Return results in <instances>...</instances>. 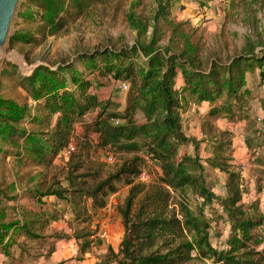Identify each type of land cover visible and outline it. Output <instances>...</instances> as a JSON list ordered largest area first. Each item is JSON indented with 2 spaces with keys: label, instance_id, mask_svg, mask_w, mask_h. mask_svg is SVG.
I'll return each instance as SVG.
<instances>
[{
  "label": "trees",
  "instance_id": "1",
  "mask_svg": "<svg viewBox=\"0 0 264 264\" xmlns=\"http://www.w3.org/2000/svg\"><path fill=\"white\" fill-rule=\"evenodd\" d=\"M113 1L27 0L25 11L20 13L23 25L11 48L18 44L39 47L49 37L67 31L92 8ZM162 11L170 15L167 9ZM169 25L173 27V23ZM174 30L184 33L182 25ZM157 43L154 40L148 47L107 48L82 55L79 61L84 62V71L70 63L41 66L23 77L11 66V72L4 75L18 76L19 88L33 103L1 98L0 155L4 147H10L18 164L50 168L67 156L72 143L76 146L81 131L84 137L96 139L108 156H116L117 168L104 177L99 170L81 173L83 157L72 152L67 158L68 188L37 183L30 190L38 202L51 196L69 202L80 220L78 208L84 199L92 202L93 209H103L108 197L118 192V183L124 182L129 190L119 214L125 233L119 252L109 250L111 264H264V251L254 248L264 216L258 207L245 206L243 175L232 164V135L217 132L211 121L224 115L234 119L235 109H242L252 95L248 75L256 78V69L264 85V52L236 55L225 63L217 59L204 62L192 45L179 53L155 48ZM112 83L129 87L122 111L114 110L112 101L95 91V85L102 88ZM187 95L191 101L210 106L203 129L208 140L214 141V156L206 163L227 176L224 197L215 195L208 186L198 156L178 154L180 145L190 143L181 122ZM138 112L143 122L137 118ZM146 156L161 168V174L150 183L138 181ZM14 190L11 184L9 191ZM188 192L203 199L195 210ZM7 194L0 185V248L5 253L15 235L36 239L38 231L50 224L41 218L9 220L3 206ZM216 202L227 215L229 228L221 248L213 245L211 225L203 213L205 206ZM90 243H85L82 253L89 250Z\"/></svg>",
  "mask_w": 264,
  "mask_h": 264
},
{
  "label": "rangeland",
  "instance_id": "2",
  "mask_svg": "<svg viewBox=\"0 0 264 264\" xmlns=\"http://www.w3.org/2000/svg\"><path fill=\"white\" fill-rule=\"evenodd\" d=\"M26 2L24 0L23 6ZM23 6L20 13L25 11ZM163 8L169 11V16H165ZM21 25L23 20L19 18L16 32ZM177 25H182L184 33L174 30ZM154 40H158L155 48L170 52L181 53L188 44L192 45L200 51L199 59L204 62L217 59L225 63L236 55L263 53L264 0H114L108 5L92 8L67 31L49 37L39 47L18 44L12 49L23 55L29 64L58 66L74 63L80 71H84V62L79 61L82 55L107 48L148 47ZM11 66L14 65L4 64L0 100L11 98L21 103H33L19 88L18 76L4 75L6 71L11 72ZM256 70V78L248 75L252 95L243 102L242 109H235L234 119L224 115L211 121L217 132L232 135V164L243 175L245 206L258 207L264 216V85L260 84V72ZM94 88L102 99L112 101L114 110L124 109L128 94L122 92L118 85L112 83L102 88L95 85ZM186 97L188 100L181 109V122L182 131L190 143L180 145L178 154L198 156L208 186L215 195L224 197L227 176L218 170H211L206 163L214 156V141L208 140L203 129V119L210 106L207 103L200 105L189 100L188 95ZM142 117L138 112L137 118L143 122ZM80 132L82 137L76 143V154L82 155L81 162L84 163L80 172L99 170L105 177L115 170L118 158L115 156L116 163H110L111 156L97 146L96 139L86 138ZM11 153H14L12 148L4 147L0 155V185L8 193L3 204L8 219L41 218L50 224L45 230L38 231L36 239L15 235L8 253L0 248V264H111L109 250L112 248L119 252L125 233L119 207L124 204L129 187L119 182L118 192L108 197L107 206L103 209H93L92 202L84 199L78 208L79 220L75 217L74 206L67 201L51 196L38 202L30 196V190H34L37 183L46 184L47 188H68L69 155L58 159L52 167L44 168L30 164L22 166ZM146 160L147 164L141 172H145L150 183L161 174V168L157 161L147 156ZM92 181L91 178L89 183L92 184ZM138 181L142 182L139 178ZM11 184L15 185L13 192L9 191ZM187 195L192 209L203 204L202 198L193 196L191 192ZM203 213L211 225L213 245L216 248L225 247L229 228L223 208L216 202L205 206ZM256 235L258 246L254 248L263 252L264 226ZM78 236L81 238L78 239ZM86 242H91V246L86 253H82Z\"/></svg>",
  "mask_w": 264,
  "mask_h": 264
},
{
  "label": "water",
  "instance_id": "3",
  "mask_svg": "<svg viewBox=\"0 0 264 264\" xmlns=\"http://www.w3.org/2000/svg\"><path fill=\"white\" fill-rule=\"evenodd\" d=\"M23 4L24 0H0V80L6 62L16 66L23 77L31 76L36 69L45 66L29 64L23 55L11 48Z\"/></svg>",
  "mask_w": 264,
  "mask_h": 264
},
{
  "label": "built area",
  "instance_id": "4",
  "mask_svg": "<svg viewBox=\"0 0 264 264\" xmlns=\"http://www.w3.org/2000/svg\"><path fill=\"white\" fill-rule=\"evenodd\" d=\"M119 89L122 91V92H124V93H127L128 92V90H129V87H128V85L126 84V83H120L119 85ZM118 123V122H117ZM76 151V146H75V144L74 143H72L71 145H70V147L66 150V152H65V154H67V155H70V153H72V152H75ZM109 162L110 163H116V157L115 156H111L110 158H109ZM147 178H148V176L145 174V172H141V174L139 175V179L143 182V183H147L148 181H147ZM149 183V182H148ZM180 217V216H179Z\"/></svg>",
  "mask_w": 264,
  "mask_h": 264
},
{
  "label": "crops",
  "instance_id": "5",
  "mask_svg": "<svg viewBox=\"0 0 264 264\" xmlns=\"http://www.w3.org/2000/svg\"><path fill=\"white\" fill-rule=\"evenodd\" d=\"M80 128H78V130H79ZM46 198H48V197H45L44 199H46ZM50 198V197H49ZM38 201V200H37Z\"/></svg>",
  "mask_w": 264,
  "mask_h": 264
}]
</instances>
